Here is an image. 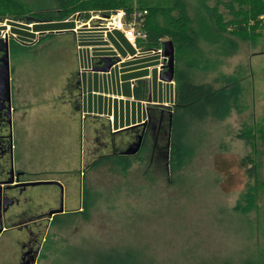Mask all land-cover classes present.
Returning <instances> with one entry per match:
<instances>
[{
  "label": "rangeland",
  "instance_id": "obj_1",
  "mask_svg": "<svg viewBox=\"0 0 264 264\" xmlns=\"http://www.w3.org/2000/svg\"><path fill=\"white\" fill-rule=\"evenodd\" d=\"M21 1L32 7L33 15L29 16L44 18L46 23L55 19L57 7L53 0ZM183 1L190 16L196 21L201 20L203 6L198 0ZM257 1L264 3V0ZM214 2L207 0L210 6ZM95 14L98 12H90V15ZM68 20L73 27L60 33L69 35L74 26L82 22L77 13ZM258 20H262V16ZM34 25L24 20L16 23L9 17L0 18V40L8 41V67L15 69L23 62L30 67L31 77L36 79L42 73V70L34 71L42 69V42L53 43L54 33L58 31H33ZM13 28L32 31L26 36L13 32ZM50 33L38 42L39 37ZM227 39L233 47L224 43L218 47L200 40L195 53L185 54L191 63L186 70L190 80L213 91L223 89L226 96L222 100L204 99L194 110L182 112L176 122L172 124L171 120V131L169 114L163 109L169 111L170 108L160 106L164 111L158 136L154 139L147 136L137 154L100 157L102 152L96 149L94 162L84 164L80 176L81 188L87 190L86 206L82 205L81 196L80 210L75 211L80 213L75 214L61 231L69 244H80L83 250H92L93 245L107 249H137L153 256L157 264H219L226 261L244 264L252 255L255 261L261 260L258 251L264 256V143L257 139L253 145H248L242 135L249 130L245 135L257 138L256 130L264 121V36L256 35L246 41L237 36ZM80 40L74 37L75 46ZM36 43L40 45L33 46ZM20 44L28 48H18ZM0 52L1 57L3 51ZM31 88L27 101L40 108L41 90L38 92L37 84ZM219 104L223 108L218 107ZM226 107L227 112L221 115ZM50 142L56 151L57 140ZM19 143L21 140L15 138L16 152ZM173 144L179 150L177 153L169 152L168 145L172 148ZM22 145L28 158L34 149L42 153V139L31 138ZM154 146H158L165 157L161 154L158 157L153 151ZM79 148L81 160L90 158L82 138ZM247 154L250 160L242 165L241 160ZM122 159H127L129 164L124 166L118 162ZM249 186L255 188L257 202H253L254 207L246 213L243 210L239 213L235 206L240 209L246 206L239 196H244ZM48 187L33 188L42 189L40 192L48 200L52 197ZM63 195L58 196L55 209L60 206L63 211L66 209ZM43 206L25 211L10 230L16 233L32 231L36 218L50 211L44 210ZM59 218L61 223L69 220ZM50 221L51 217L42 219V239L50 232ZM19 250L21 245L10 251L3 263L17 264L21 258ZM34 260L31 258L29 264H34Z\"/></svg>",
  "mask_w": 264,
  "mask_h": 264
},
{
  "label": "crops",
  "instance_id": "obj_2",
  "mask_svg": "<svg viewBox=\"0 0 264 264\" xmlns=\"http://www.w3.org/2000/svg\"><path fill=\"white\" fill-rule=\"evenodd\" d=\"M77 31L80 35H77V41L81 39L78 46H75L72 30L69 35L55 32L54 45L42 42V69H34L35 72L42 70L40 78L33 79L30 67L23 62H19L15 69L8 67L10 107L8 122L0 132L8 137L6 148L0 155V181L7 179L6 172L10 168L20 173L21 182L55 180L62 186V200L66 206L64 213L80 210V173L83 174L84 164L87 166L94 162L95 150L100 149V157L112 158L115 154L126 157L124 151L140 135L146 123L147 108H152L148 120L156 122L160 111L153 108H171L174 101V82L160 80L157 55L133 50L118 32L111 31L106 34V39L119 58H114V64L104 72L101 71L99 57L108 53L100 47L106 44L100 39L101 33L84 27ZM20 47L26 46L20 44ZM53 64L58 67H53ZM35 84L38 92L41 90L42 93L40 108L31 106L27 101ZM160 114L163 115V111ZM15 138L21 140L18 152ZM31 138L42 139V153L34 149L28 158L22 144ZM81 138L86 142V155L90 157L82 160L79 148ZM51 139L57 140L56 151H53L56 148H51ZM9 185L3 196L10 199L13 191ZM48 190L52 197L46 203L39 200H34L32 206L21 203L18 212L22 215L42 205H45L44 210H55L59 189L52 185ZM15 213L16 209L10 205L0 217V264H4L3 260L8 258L10 251L20 246L27 234L10 230L17 219ZM45 216L47 214L36 218L41 230L34 264L36 257L42 253V219Z\"/></svg>",
  "mask_w": 264,
  "mask_h": 264
},
{
  "label": "trees",
  "instance_id": "obj_3",
  "mask_svg": "<svg viewBox=\"0 0 264 264\" xmlns=\"http://www.w3.org/2000/svg\"><path fill=\"white\" fill-rule=\"evenodd\" d=\"M56 5V13L54 12V20L45 22L44 18L32 17L37 23L33 27V31H61L68 30L73 27V23L69 22V18L74 14H78L82 22H85L90 17V12H98L99 15H109L115 10H122L125 19H129L134 10H145L143 30L146 33V39L138 42V47L142 51L163 48L165 41H170L174 47V101L170 108L165 109L171 119L170 123L176 122V118L182 112H190L197 108V105L204 99L222 100L226 93L223 89L213 91L211 88L203 84H194L186 70L191 63L187 61L185 54L191 51H197V44L200 40L210 42L215 46H220L221 43L233 47L230 43L231 37H239L241 40H249L250 37L262 34L264 29V3L257 0H215L214 5L207 4V0H198V4L203 8L200 10L202 19L194 20L188 13L186 4L183 0H53ZM223 9L224 13L222 12ZM55 9V10H56ZM33 15L32 7L21 0H0V18L9 17L13 21L25 20V17ZM262 16V20H258ZM31 17V16H29ZM251 24V25H250ZM15 33L29 36L28 32L20 31L13 28ZM32 31V30H28ZM32 33V32H31ZM50 34H45L39 37L38 42L43 41L49 37ZM229 46V47H230ZM225 52V51H223ZM228 52V51H227ZM163 66V70H164ZM162 70V72H163ZM138 97L137 89L134 90ZM215 104V103H214ZM218 107H222L221 104ZM231 106H228L230 108ZM223 108V107H222ZM227 107L223 110L221 115L227 112ZM158 109L160 113L164 111ZM152 108L148 109L147 114L150 115ZM170 118V117H169ZM172 129V125H171ZM258 137L245 135L250 131L243 132L242 138L248 145H253L257 139L264 143V121L261 127L256 130ZM253 136V137H252ZM167 146V145H166ZM169 152L177 153L179 150L175 144L172 148L169 147ZM153 151L159 157H165L158 146H154ZM177 156V155H176ZM250 160V155L242 158V165H246L245 161ZM121 164L128 165L127 159H122ZM249 186L247 193L244 196H239V199L245 201L246 206H235V210L239 213L249 211L254 207L253 202H257L255 197V188ZM264 190V181L262 184ZM82 205L86 206L87 190L82 186L81 188ZM239 203V200H238ZM260 211V208H258ZM82 212V211H81ZM80 212H65L51 216L49 223V230L43 237L42 253L36 257L35 264H157L153 256H147L137 249H130L128 247L123 250L110 248H101L93 245L92 250L81 249L78 244H69L66 238L61 236V231L68 225L71 218ZM69 218L67 222L60 221L59 217ZM87 246V245H85ZM79 248V249H78ZM261 260L255 261L254 255L250 260L244 264H264V256L262 252L258 251ZM263 259V261H262ZM40 260V263H39ZM219 264H237L236 262L226 261Z\"/></svg>",
  "mask_w": 264,
  "mask_h": 264
},
{
  "label": "flooded vegetation",
  "instance_id": "obj_4",
  "mask_svg": "<svg viewBox=\"0 0 264 264\" xmlns=\"http://www.w3.org/2000/svg\"><path fill=\"white\" fill-rule=\"evenodd\" d=\"M6 37L8 38V36H6ZM2 50H3V44L1 43L0 44V51H2ZM107 53L108 54L106 56L99 57L100 58V60H99L100 65H102L101 68L105 64V62H104L105 58H109L111 60V63H112L111 66L114 64V59L112 58V54H110L109 52H107ZM94 64H93V66L96 67V65H94ZM2 96H4V95L2 94ZM1 102L2 101L0 99V132L3 131L4 125L8 122V116L6 115L4 103L2 102V104H1ZM148 109H150V108H147V111H148ZM146 116L149 118V116L151 117V114L148 115L146 113ZM162 116L163 115H161L159 117V119L156 121V123L148 120V118L146 119V123L140 132V134L143 135L140 147H142L144 145L147 136H150L153 139H154L155 135H156V137L158 136ZM169 117H170L169 119H171V116H169ZM7 141H8L7 135H5V133L4 134L0 133V155L4 152L6 145H7ZM9 170L12 171L11 177L13 179V182L10 183V185H9V186L13 187L12 188L13 196L10 198V200H12V202H13L12 206L16 209V213H15L16 218L20 217V215H21V212H18V210L21 206V203H23V204L25 203L27 205L31 204L30 206H32L34 200H39L42 203H46L48 201L42 195V192H40V191H42V189L39 190V189L30 188V187H27V188L14 187L16 184L23 183V182L20 181V177H19L20 173L19 172H15L12 168H10ZM9 170L7 172H9ZM9 176L10 175L7 174V178ZM30 181H34V180H30ZM25 182H27V181H25ZM59 196H60V192H59ZM34 223L35 224L33 225V230L28 232L25 235V239L22 242H20L21 243L20 244L21 245V251H20V255H21L20 257L21 258L17 264H24V262H28L27 264H29L30 259L35 257V251L37 249V245L39 242L41 224L39 223V221H36Z\"/></svg>",
  "mask_w": 264,
  "mask_h": 264
},
{
  "label": "water",
  "instance_id": "obj_5",
  "mask_svg": "<svg viewBox=\"0 0 264 264\" xmlns=\"http://www.w3.org/2000/svg\"><path fill=\"white\" fill-rule=\"evenodd\" d=\"M24 21L26 23H30V22L37 23L35 19H32V17H29V16L25 17ZM98 23H100V20H96V19L90 20L88 21V26L96 27L98 26ZM1 43H3V50H2L3 55L0 57V93H1L0 99L4 103L6 115L8 116L10 103H9L8 86H7V79H8V64H7V49H6L7 41L3 40L1 41ZM163 56L166 62L164 66L165 68L160 75V80L163 82H171L173 80V73H174V47L170 41H165L163 43ZM104 62L105 64L101 68V71L106 72L108 71L112 63L109 58H105ZM2 94L4 96H2ZM141 140H142V135L140 134L139 136H137L136 140L127 147V149L124 151V154L133 155L137 153L140 148ZM6 174L10 176L6 180L0 181V217L2 213H4L7 207L13 204L12 200L3 196V192L7 190L6 186H8V184L13 182V179L11 177L12 171L9 170V172H6ZM41 185L57 186L60 192V196H62V186L60 185L59 182L55 180H34V181L16 184L14 187L33 188V187L41 186ZM60 213H63L62 206H60L59 208L55 210L49 211L47 213V217L49 218L53 215L60 214Z\"/></svg>",
  "mask_w": 264,
  "mask_h": 264
},
{
  "label": "built area",
  "instance_id": "obj_6",
  "mask_svg": "<svg viewBox=\"0 0 264 264\" xmlns=\"http://www.w3.org/2000/svg\"><path fill=\"white\" fill-rule=\"evenodd\" d=\"M146 14L145 10H134L131 17L127 20L125 19L124 12L122 10H115L109 15H90L87 21L80 22L79 25H75L72 31L77 38V30L84 27L88 31H98L101 33V41L106 42L105 45H100L107 52L112 54V58H119L112 45L106 39V34L111 31L118 32L124 42L128 44L133 50L140 51L138 47V42L146 39V33L143 30L144 16ZM100 20L98 26L90 27L88 26V21L90 20ZM4 38V37H3ZM148 54L157 55L159 58V63L157 64L158 74L161 75L163 66H165V58L163 56V48L151 49L145 51Z\"/></svg>",
  "mask_w": 264,
  "mask_h": 264
},
{
  "label": "bare ground",
  "instance_id": "obj_7",
  "mask_svg": "<svg viewBox=\"0 0 264 264\" xmlns=\"http://www.w3.org/2000/svg\"><path fill=\"white\" fill-rule=\"evenodd\" d=\"M143 136V135H142ZM25 188H27V187H25Z\"/></svg>",
  "mask_w": 264,
  "mask_h": 264
}]
</instances>
